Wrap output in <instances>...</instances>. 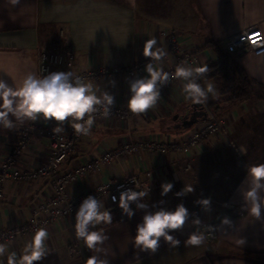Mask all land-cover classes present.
Masks as SVG:
<instances>
[{"label": "crops", "instance_id": "0c3cea01", "mask_svg": "<svg viewBox=\"0 0 264 264\" xmlns=\"http://www.w3.org/2000/svg\"><path fill=\"white\" fill-rule=\"evenodd\" d=\"M248 28H259L264 33V0H0V79L19 85L26 74L39 75V54L43 51H72L75 60L69 71L74 74L103 65L131 66L148 61L141 53L144 41L153 35L168 50L164 66L175 64L174 57L169 55V36L172 34L182 52L197 59L195 65H209L218 61V55L212 48L206 47L208 43L225 50L228 38ZM233 55L252 79L264 85V55ZM143 75L145 73L137 76ZM202 77L207 78V73H203ZM129 79L121 74L89 81L98 87V94L107 90L115 95L113 106L126 107ZM111 80L116 81L114 87L109 83ZM200 82H212L217 94L221 95L212 80L207 78ZM204 106L208 117L216 115L207 103ZM245 107L260 109L264 108V103H230L223 113L230 111L235 123V119H239L238 113L245 111ZM192 110L191 103L183 99L179 81L161 92L154 108L134 115L129 122L116 119L94 122L89 134L83 136L76 153L63 163L61 172H74L100 157L104 149L118 148L124 142L146 138L162 142L179 139L182 131L176 129L179 125H175L173 117L185 116ZM217 113L220 115L222 112L219 109ZM42 123L25 121L17 122L13 129L0 127V168L10 151L22 140V127ZM235 130L238 132L237 126ZM28 138V145L20 158V168L44 164L50 155L49 140L39 130H32ZM205 148H209L207 142L203 143L200 153L146 156L143 164L152 171V176H142L150 187V194L144 197V201L151 205L163 199V206L169 209L183 202L191 214L202 220L203 210L198 212L196 192L206 178L205 161L209 155L204 154ZM210 166H213L210 170L213 176L216 170L214 163ZM219 170L222 172V169ZM139 172L140 165L134 159L116 161L103 166L96 174L80 177L69 190L76 195L83 194L100 183L118 182ZM245 176L246 172L230 196L218 203L215 212L218 218L208 223L202 220L204 225H219L224 216L233 221L232 228H217L215 240H209L205 235L200 246L185 244L184 241L194 230L191 221H188L183 229L174 230L175 238L180 240L179 245L170 246L161 238L155 253L139 252L133 248L131 240L144 210H136L128 221L119 222L111 207L113 223L96 226L109 237L102 245L106 251L96 253L84 247L83 241L75 236L73 216L47 227L48 254L37 264H85V259L94 254L107 259L109 264H264V219L251 221L246 215L239 190ZM163 182H172L173 188L162 197L160 186ZM184 185L193 186L194 191L183 197L175 196ZM2 192L0 232L29 222L38 204L53 197L50 180H7L2 184ZM31 235L18 236L8 244L10 249L20 253ZM240 238L245 240L244 245L237 243ZM0 260L6 264V256L0 257Z\"/></svg>", "mask_w": 264, "mask_h": 264}, {"label": "clouds", "instance_id": "9594fccd", "mask_svg": "<svg viewBox=\"0 0 264 264\" xmlns=\"http://www.w3.org/2000/svg\"><path fill=\"white\" fill-rule=\"evenodd\" d=\"M142 56L148 58L144 65L143 76H134L128 80L127 109L131 114L139 115L154 108L161 98L162 88L170 80L181 82V92L185 102L191 105H204L211 95H217V89L212 82L202 84L203 73L208 71V65H192L181 62L174 71L164 67V59L168 50L160 44L153 35L143 43ZM114 87L115 80L109 81ZM98 87L90 81L75 75L72 71H45L43 75L28 73L17 85L5 79H0V127L13 129L16 123L25 121L52 122L53 135L64 132L71 127L76 135H88L96 120V114L107 119L115 104V95L107 90L98 94ZM63 139V137H60ZM246 185V187H242ZM119 197L112 195V202L128 218L136 214V210H144L141 220L136 224L135 235L132 236V246L139 252L155 253L160 247L161 238L170 246L180 244L175 238L174 230H181L186 222L191 221L194 230L184 241L187 245L200 246L204 243L205 232L215 228H232L233 221L224 216L219 225H204L199 216H194L183 202L175 208L164 207L165 201L153 202L151 205L144 201L150 190L123 188ZM160 195L166 196L173 188L172 182L161 183ZM243 207L251 221L264 219V163L246 166V176L240 187ZM194 191L193 186L184 187L175 193L183 197ZM205 212L210 211V198L196 201ZM133 204L135 207H133ZM155 209L154 211L149 210ZM75 236L83 241L88 250L96 253L106 251L102 245L109 239L103 229L97 225L113 223V211L110 206L96 195H87L79 204L74 217ZM203 228L204 230H200ZM49 231L46 227H37L30 239L25 242L23 250L17 253L11 250L7 243L0 242V257L6 256V264H37L48 254ZM240 245L245 240H237ZM0 264H4L0 260ZM85 264H109L107 259L99 255H90Z\"/></svg>", "mask_w": 264, "mask_h": 264}, {"label": "built area", "instance_id": "2783aa9c", "mask_svg": "<svg viewBox=\"0 0 264 264\" xmlns=\"http://www.w3.org/2000/svg\"><path fill=\"white\" fill-rule=\"evenodd\" d=\"M170 38L169 55L175 59V64L166 65L165 69L174 71L175 66L181 62L195 65L197 59L188 53H183L177 40ZM225 51L230 54L251 53L255 56L264 55V33L259 28H248L227 39ZM168 58V55L165 59ZM164 59V60H165ZM75 55L72 51L65 52H40L39 54V75L45 74V71H68L70 65L74 62ZM148 61H141L131 66H99L79 72L75 75L82 77L85 81L91 79H101L115 77L121 74L133 78L139 74H144V65ZM179 82L172 79L162 88V91ZM127 107L113 106L111 114L107 119H116L123 122H129L133 118ZM96 114L95 122L107 120ZM52 122L47 124H34L22 127L23 137L9 153L8 157L2 163L0 168V198L3 197L2 184L7 180L14 182L50 180L53 187V197L44 202H40L33 212L31 220L18 227L9 228L0 232V242L7 244L13 243L18 236L33 233L37 227H49L51 224L61 219L75 216V212L82 200L89 194L96 195L106 206H110L115 211L119 222H126L130 218L122 215L121 210L112 202L111 196L119 197V192L123 188H133L134 184L137 190L150 189L149 183L142 178L152 176V171L144 167L146 156L164 157L170 153H179L190 155L191 153H200L203 143L215 136H224L225 129L222 122L213 115H209L208 120L200 122L186 132H183L179 139H172L162 142L156 138H146L139 141L124 142L120 147L111 149L106 148L100 157L92 162L83 165L74 172L62 173L61 167L64 162L69 160L76 153L84 135H76L71 127H66L64 132L53 135L51 128ZM32 130H39L50 143V155L46 163L28 168H20V158L26 149L29 138L28 134ZM60 137H63L61 139ZM134 159L140 165L138 174H130L126 178L114 183H100L92 190L83 194L70 193V186L78 181L82 176L98 173L103 166L112 165L116 161H130ZM208 225V224H207ZM214 225V224H211ZM204 230V229H203ZM206 237L209 240L217 238V228L206 231Z\"/></svg>", "mask_w": 264, "mask_h": 264}, {"label": "rangeland", "instance_id": "374dc122", "mask_svg": "<svg viewBox=\"0 0 264 264\" xmlns=\"http://www.w3.org/2000/svg\"><path fill=\"white\" fill-rule=\"evenodd\" d=\"M249 101L264 103L255 99ZM206 103L222 122L225 134L205 141L209 147L203 150L204 154L209 155L205 161L207 173L203 185L198 187V192H196L198 195L197 200L199 198H210L211 201L210 211L208 212H205L197 204L198 212L203 210L202 220L204 223L215 221L218 218L215 215L218 203L230 196L233 188L246 172V166L264 163V137H260V135H264V108L254 110L245 107V111L238 113L239 119L236 118L237 122L234 123L230 117V111L223 113L227 110L228 104H232L228 97L219 94L215 97L210 95ZM219 109L220 113L222 112L220 115L217 113ZM236 126L238 132L235 130ZM230 127L234 129L232 130ZM238 140L241 142L238 143ZM211 163H214L217 170H215L213 176L210 172L213 169V166H210ZM219 169H222V172Z\"/></svg>", "mask_w": 264, "mask_h": 264}, {"label": "trees", "instance_id": "16d2710c", "mask_svg": "<svg viewBox=\"0 0 264 264\" xmlns=\"http://www.w3.org/2000/svg\"><path fill=\"white\" fill-rule=\"evenodd\" d=\"M218 55L216 63L208 65L207 78L218 87L222 96L234 105L255 99L264 102V85L252 79L233 54L216 44L208 43Z\"/></svg>", "mask_w": 264, "mask_h": 264}, {"label": "water", "instance_id": "95a60500", "mask_svg": "<svg viewBox=\"0 0 264 264\" xmlns=\"http://www.w3.org/2000/svg\"><path fill=\"white\" fill-rule=\"evenodd\" d=\"M192 108L193 110L190 114H186L185 116L175 115L173 117L175 121L181 122L176 129L182 131V133L188 131L194 125L208 120V111L204 105H192Z\"/></svg>", "mask_w": 264, "mask_h": 264}, {"label": "flooded vegetation", "instance_id": "af4514ba", "mask_svg": "<svg viewBox=\"0 0 264 264\" xmlns=\"http://www.w3.org/2000/svg\"><path fill=\"white\" fill-rule=\"evenodd\" d=\"M181 123H180V121H176V124L175 125H180Z\"/></svg>", "mask_w": 264, "mask_h": 264}]
</instances>
